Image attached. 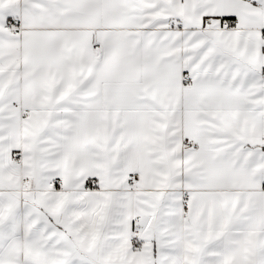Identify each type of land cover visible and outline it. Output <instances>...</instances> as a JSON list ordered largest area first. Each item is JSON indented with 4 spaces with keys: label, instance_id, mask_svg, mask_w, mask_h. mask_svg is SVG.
Instances as JSON below:
<instances>
[{
    "label": "snow or ice",
    "instance_id": "obj_1",
    "mask_svg": "<svg viewBox=\"0 0 264 264\" xmlns=\"http://www.w3.org/2000/svg\"><path fill=\"white\" fill-rule=\"evenodd\" d=\"M0 264H264V0H0Z\"/></svg>",
    "mask_w": 264,
    "mask_h": 264
}]
</instances>
